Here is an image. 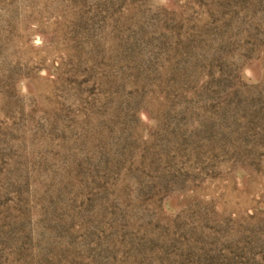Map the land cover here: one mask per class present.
Masks as SVG:
<instances>
[{
	"label": "rangeland",
	"instance_id": "rangeland-1",
	"mask_svg": "<svg viewBox=\"0 0 264 264\" xmlns=\"http://www.w3.org/2000/svg\"><path fill=\"white\" fill-rule=\"evenodd\" d=\"M0 264H264V0H0Z\"/></svg>",
	"mask_w": 264,
	"mask_h": 264
}]
</instances>
